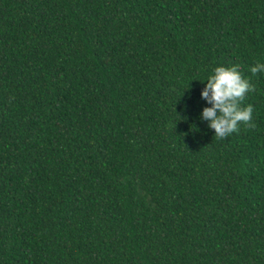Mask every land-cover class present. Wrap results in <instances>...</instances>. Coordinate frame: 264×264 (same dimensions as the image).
Wrapping results in <instances>:
<instances>
[{"label":"trees","instance_id":"obj_1","mask_svg":"<svg viewBox=\"0 0 264 264\" xmlns=\"http://www.w3.org/2000/svg\"><path fill=\"white\" fill-rule=\"evenodd\" d=\"M257 60L264 0H0V264H264ZM217 65L253 86L225 138Z\"/></svg>","mask_w":264,"mask_h":264},{"label":"clouds","instance_id":"obj_2","mask_svg":"<svg viewBox=\"0 0 264 264\" xmlns=\"http://www.w3.org/2000/svg\"><path fill=\"white\" fill-rule=\"evenodd\" d=\"M249 70L253 74L264 73V61L257 60ZM198 81L203 84L200 96L210 103V106L201 109L199 117L207 121L209 128L214 129L213 135L225 138L239 130L240 122L248 127L254 126L252 105H241L245 93L253 86L244 78L239 65H217L206 78ZM188 87L189 84L186 88Z\"/></svg>","mask_w":264,"mask_h":264}]
</instances>
